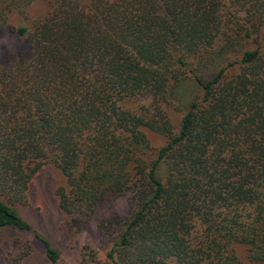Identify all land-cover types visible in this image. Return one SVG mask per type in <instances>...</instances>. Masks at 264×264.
Segmentation results:
<instances>
[{
	"label": "trees",
	"instance_id": "1",
	"mask_svg": "<svg viewBox=\"0 0 264 264\" xmlns=\"http://www.w3.org/2000/svg\"><path fill=\"white\" fill-rule=\"evenodd\" d=\"M36 1L2 0L0 21ZM42 1L0 59V231L31 230L10 203L52 164L69 230L128 197L98 223L106 264L264 262V49L243 44L264 0Z\"/></svg>",
	"mask_w": 264,
	"mask_h": 264
},
{
	"label": "rangeland",
	"instance_id": "2",
	"mask_svg": "<svg viewBox=\"0 0 264 264\" xmlns=\"http://www.w3.org/2000/svg\"><path fill=\"white\" fill-rule=\"evenodd\" d=\"M0 0V10L3 4ZM48 12L42 0H37L24 11H12L0 21V59L7 52L25 49L24 40L11 30V27L30 25ZM244 49H264V24L249 41L243 43ZM242 46V47H243ZM237 49H240L239 47ZM169 113L175 125H178L183 112L170 108ZM152 147L160 149L166 144V137L144 129ZM66 186V179L52 164H46L33 177L27 190L20 199L12 200L10 206L31 226L30 231L6 228L0 231V264H50L40 238L48 240L61 255L59 264H106L109 243L98 227L102 219L126 217L130 210L128 197H121L115 202L104 205L92 220L86 222L80 231L69 228L70 217L59 208L56 192ZM237 253L242 264L252 263L247 258L244 247H238ZM88 255H93L85 261ZM93 257L96 260H93ZM85 258V259H84Z\"/></svg>",
	"mask_w": 264,
	"mask_h": 264
}]
</instances>
